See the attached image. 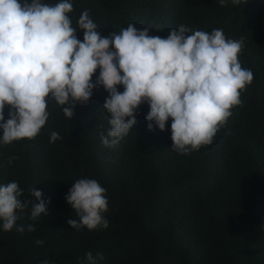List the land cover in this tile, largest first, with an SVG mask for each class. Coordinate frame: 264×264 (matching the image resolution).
I'll return each instance as SVG.
<instances>
[{
    "label": "trees",
    "instance_id": "16d2710c",
    "mask_svg": "<svg viewBox=\"0 0 264 264\" xmlns=\"http://www.w3.org/2000/svg\"><path fill=\"white\" fill-rule=\"evenodd\" d=\"M71 3L72 26L87 10L102 37L128 24L148 27L151 36L161 38L180 24L209 33L222 29L227 39H243L239 60L253 80L213 142L186 155L171 148V118L164 131L147 129V102L135 110L136 123L119 146L106 148L101 133L106 135L110 125L102 108L108 96L103 86L93 89L86 104L76 103L69 121L49 100V118L34 140L0 144V184L16 181L21 199L31 204L39 202L31 189L41 191L47 211L38 221L29 219L30 208L19 213L23 233L0 227V264L44 259L86 264L88 252L103 254L97 264H264V0L239 5L227 0L223 7L218 0ZM76 36L82 41L83 30ZM9 111L5 105V121ZM52 131L62 139L49 143ZM9 157L18 158L8 165ZM81 178L95 179L106 189V229L77 231L66 222L79 219L65 196ZM30 223L36 231H27Z\"/></svg>",
    "mask_w": 264,
    "mask_h": 264
},
{
    "label": "clouds",
    "instance_id": "9594fccd",
    "mask_svg": "<svg viewBox=\"0 0 264 264\" xmlns=\"http://www.w3.org/2000/svg\"><path fill=\"white\" fill-rule=\"evenodd\" d=\"M218 3L223 7L227 0ZM231 3L239 5L241 0ZM72 11L71 0L54 5L42 0H0V144L34 140L49 118V100L61 106L69 121L76 103L86 104L93 89L103 86L108 96L102 108L109 114L110 125L106 135L101 133L104 147L119 146L136 123L135 110L147 102V129L155 126L164 131L171 118L172 150L190 154L213 142L253 80V72L242 68L239 60L243 39H227L222 29L209 33L180 24L161 38L151 36L148 27L128 24L119 33L102 37L87 10L73 27L68 15ZM77 30H83L82 41ZM117 85L123 86L122 93ZM5 105L10 108L6 121ZM59 139L58 132L50 133L49 143ZM17 158L9 157L6 163L11 165ZM30 194L39 202L21 199L23 190L16 181L0 184L3 231L15 228L23 233L25 226H17V221L19 213L29 208L31 221L47 215L42 192L32 188ZM65 200L79 218L67 219L71 228L108 227L106 189L97 180H76ZM26 227L28 232L36 231L32 223ZM34 243L42 246L44 242ZM103 258L102 253L85 254L86 264ZM41 264L51 262L44 259Z\"/></svg>",
    "mask_w": 264,
    "mask_h": 264
}]
</instances>
